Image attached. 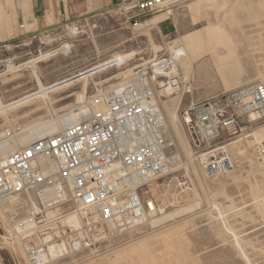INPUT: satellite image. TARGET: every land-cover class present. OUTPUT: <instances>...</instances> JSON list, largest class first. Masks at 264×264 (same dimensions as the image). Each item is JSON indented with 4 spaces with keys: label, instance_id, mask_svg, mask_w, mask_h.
<instances>
[{
    "label": "rangeland",
    "instance_id": "1",
    "mask_svg": "<svg viewBox=\"0 0 264 264\" xmlns=\"http://www.w3.org/2000/svg\"><path fill=\"white\" fill-rule=\"evenodd\" d=\"M9 1L0 0V97L6 104L37 89L30 69L8 73L6 62L25 63L65 42L72 46L69 55H56L37 64L45 85L112 59L115 53H137L120 69L113 68L90 79L88 99L96 93L95 82L118 75L98 87L106 92L123 78H132L134 71L122 74L153 58L155 50L159 57L169 55L179 46L201 54L199 61L206 64L195 65L187 80V86L191 85L193 90L182 100L179 114L190 100L211 99L264 81V0H189L171 9L170 18L162 22L169 23V33L162 31L160 23L159 31L149 27V23L142 25L141 31H133L115 7L76 21L58 25L48 22V27L38 29L37 25L26 24L27 20L12 22ZM162 14L150 15L144 20L147 22ZM21 24L26 25L24 29H20ZM70 28H74L72 35L68 34ZM187 33L183 38L191 42H182L181 36ZM216 40L219 41L217 54L212 57ZM82 83L55 94L54 98L59 101L55 106L64 108L75 104L72 95L81 91ZM45 112L46 109L32 116H43ZM32 116L7 121L0 115V136L25 126ZM255 127L263 131L264 121ZM182 130L196 159L192 163L184 156L189 175L181 168L149 187L159 208L167 213L159 219L154 217L134 232L106 240L100 254L65 255L51 264H264V165L257 159L259 148L247 145L249 137L223 141L221 146H226L231 154L234 170L211 180L197 160L199 155L188 132L183 126ZM237 143L250 161L237 156L234 149ZM193 164L202 175L203 183L195 177ZM194 186L200 207L194 203ZM21 196L24 198L25 194ZM213 203L219 207L216 209ZM192 209L195 210L186 213ZM27 210L28 206L22 205L14 215L7 213L11 224L24 217ZM11 224L0 218V264H28L27 251L36 240L31 239L28 246L16 240L6 241L3 237H7Z\"/></svg>",
    "mask_w": 264,
    "mask_h": 264
},
{
    "label": "built area",
    "instance_id": "2",
    "mask_svg": "<svg viewBox=\"0 0 264 264\" xmlns=\"http://www.w3.org/2000/svg\"><path fill=\"white\" fill-rule=\"evenodd\" d=\"M187 1L114 0V7L139 32L148 16ZM19 27L25 28L24 24ZM150 60L135 66L133 80L117 90L99 94L96 89L88 102L97 108L82 112L78 105L80 119L57 135L10 154L0 148V201L28 191L50 196L45 206L28 208L4 237L19 241L24 240L22 234L31 232L25 243L35 239L36 244L27 251L28 264H42L37 256L45 250L48 235L56 243L66 242L71 255L100 254L106 240L131 228L123 226L124 219H149L157 214L158 203L149 186L170 175L179 158L165 135L157 93L169 88L182 101L191 92L185 90L187 84L169 55ZM117 66L113 62L111 68ZM179 115L206 177L217 180L234 170L222 142L248 135L264 121V84L250 83L211 99L190 100ZM259 156L264 163V147ZM50 161L56 170H51ZM70 213L82 215L89 234L86 240L61 226V218ZM118 221L116 228H110Z\"/></svg>",
    "mask_w": 264,
    "mask_h": 264
},
{
    "label": "bare ground",
    "instance_id": "3",
    "mask_svg": "<svg viewBox=\"0 0 264 264\" xmlns=\"http://www.w3.org/2000/svg\"><path fill=\"white\" fill-rule=\"evenodd\" d=\"M10 1L9 2L12 8L17 10L18 6L15 3V0H10ZM26 2L28 3V0H23L24 5L27 4ZM163 14H165L167 17H170L172 15V10H169L168 12H163ZM48 18L51 21L49 16ZM145 24L147 23L144 22L143 25ZM155 26L156 25L153 23L149 24V27L151 28H156ZM73 29L71 28L68 29L69 35H72L74 33ZM181 40H183L182 42H191V41L185 40L183 37L181 38ZM216 41L217 42L215 44V47L211 50L212 57L217 54L216 51L218 48L217 45H219V41L218 40ZM71 47L72 46L70 45L69 42L68 43L65 42L61 44L58 48L48 50L45 53L40 52L39 55L35 56L33 59L25 63L18 65L13 60H8L6 62L7 63L6 68H7L8 73L17 72V71H20L26 68L30 69L32 77L34 78V81L37 85V89L34 92L29 93L8 104L4 103L0 97V115L4 116L7 121H10L11 118L12 120L15 121V120H20L19 118L27 117L29 115L31 116L35 115L36 113L44 109H46V112L43 116H38V115L32 116L29 119V121L25 124V126H22V127L18 126L17 130L12 131L11 133H8L7 135L5 134L3 136H0V148L3 153L10 154L16 151H20V150L27 148L28 146H30L31 144H33L34 142L38 140H42V139L57 135L58 133L63 131L65 127L75 123L76 121L80 119L82 114L77 115L76 108L78 105L82 107L83 109L82 112H86L87 110H92L94 107L97 108L96 105H92L90 102H88L89 100L88 99V85H89L90 79H92L94 76H98L102 74L105 71L113 69L114 67L111 68V65L113 62L119 65L115 67V69H120L121 67L127 65V63L131 62V60L137 56V53L135 51H129L126 53H115L111 56V57H114L112 59H109L103 63H97L96 65L84 71H81L78 74H74L70 77L63 78L52 84L45 85L38 72L37 64L47 60L48 58L54 57L56 55H60V54L69 55ZM155 51H156V55H154V57H158L159 53L157 50ZM195 52L196 51H193L192 53L190 50H187L183 46L182 47L179 46L174 51L169 52L171 62L175 63L178 66V69L180 70V73L182 75V79L185 85L188 84L189 81L187 80L189 77H191V74L194 72L195 65L197 64L199 66L206 65L204 61H199L202 55L199 53L194 54ZM150 61L151 60H147L146 62H150ZM135 69L136 67H133L131 68V70L124 71L122 75H127L131 73L132 71H134V74L132 75L134 77ZM116 77H118V75L115 77H112L111 79H114ZM133 77L123 78L122 82H120L118 85L109 86L108 91L106 92H113L117 90L122 85L123 82L131 81L133 80ZM109 80H106V81H109ZM81 81H83L81 91L72 95L75 97V100H74L75 104L73 105L69 104L67 106H64L65 109L58 108L57 106H55V104L59 102L54 98L55 94L65 89H68L72 87L74 84L79 83ZM106 81L94 83V87L95 88L97 87L96 89L98 90L99 94H101L104 90H100L98 87ZM251 82H256V80L251 81ZM262 83L264 84V81ZM185 90L192 92L193 89L190 85V86H186ZM156 99L160 107V110L164 116V124H165L164 132L169 142L172 145L171 150L175 149L174 151H176L179 156L178 161L172 173L182 168V169H185V171L189 175V169H188L189 166L185 164L184 156H186L189 162L191 161L192 163L196 162V159L194 158L192 147L190 146V143L187 141L184 135V132L182 130V126L180 124L179 109H180V105L182 102L181 97L180 95H176L172 89L167 88V89L158 91ZM41 106L42 108H40ZM58 109H62V110H58ZM11 111H14V113H12ZM61 112H65V113L61 114ZM250 134L248 136H243V137H249L248 140L246 141L247 145L251 147H257L261 151L262 148L264 147V130L258 131L256 130V127H255L252 129ZM238 144L239 143L235 144L234 146V149H236V152H237V156L243 159H248L250 161L249 156H246V154L243 152V150L240 147L241 145H238ZM257 159L258 161H260L261 165H264V163L261 161L260 158L257 157ZM50 163H51V170H56L57 165L52 163L51 161ZM195 164H193L194 168L192 171L195 177L197 178V180L200 183H203L204 179L202 175L200 174L197 166H195ZM193 191H194V195L196 196V200L194 201V203H197V207H200L201 205H199L200 202L197 200L198 193L195 189V186H194ZM60 194L62 196V199L65 201V195H63L64 192ZM49 199H50L49 195H40V194L38 195L36 191H28L27 193H25L24 198L20 194L18 196H14L5 201H0V218L2 221H7V222H10L11 224V218L9 216L14 215L18 207L22 205H26L28 206V208L34 207L38 209L42 205L45 206V203ZM213 205L216 209L217 207H219L216 203H213ZM158 209L159 210L157 214H155V216L153 217L151 216V218L149 219H140V220L132 219V218L124 219L123 222H125V224L123 226L131 227L128 230V233L134 232L135 230L141 228L145 223H149V221L151 219L153 220L154 217H156L154 219H159L160 217H162L163 215L167 213L166 210L159 208V205H158ZM194 210L195 209L188 210L186 213L192 212ZM219 211L221 213V210ZM7 213H10V215L7 216ZM50 214L53 215V212H51ZM82 218L83 217L80 213L79 214L78 213L66 214L61 218L60 224L63 228L68 229L71 233H73L74 236H77L78 239L86 240L89 237V234L85 232L84 230V223H83ZM14 222H12L13 224H11L12 226L11 229H7L8 233L14 230V227H13ZM118 223L119 221L114 223L113 225L110 224V228H113V227L116 228L118 226ZM2 224L5 225L4 222H2ZM22 235H24V240L20 238L18 242L27 246L28 244L25 243V240L26 238H29L31 236V232L30 233L25 232ZM3 239L8 241L4 237ZM45 241H46L45 250L43 252H40L37 256L38 259L42 262V264H51L53 261H55V259H62L65 257V255L71 256V253L69 252V245L66 242L56 243L53 241L52 236L50 235L46 236Z\"/></svg>",
    "mask_w": 264,
    "mask_h": 264
},
{
    "label": "crops",
    "instance_id": "4",
    "mask_svg": "<svg viewBox=\"0 0 264 264\" xmlns=\"http://www.w3.org/2000/svg\"><path fill=\"white\" fill-rule=\"evenodd\" d=\"M16 3L18 6L17 10L11 8L13 12L10 16L12 22H24V20H27L26 24L37 25L38 29L48 27V22H54V25H58L114 8V0H28L25 5L23 0H17ZM47 16L50 17L51 21L49 18L47 19ZM169 18L162 14L155 17V19L148 20L146 23L155 24L158 31L160 23L162 31L169 33V23H162ZM187 35L188 33L181 37ZM190 51L193 53V50Z\"/></svg>",
    "mask_w": 264,
    "mask_h": 264
}]
</instances>
